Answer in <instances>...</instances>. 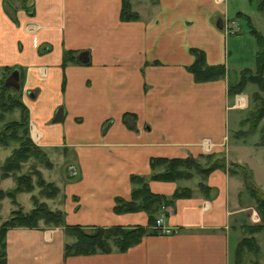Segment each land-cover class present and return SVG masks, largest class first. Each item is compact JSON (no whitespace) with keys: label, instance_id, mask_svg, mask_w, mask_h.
<instances>
[{"label":"crops","instance_id":"1","mask_svg":"<svg viewBox=\"0 0 264 264\" xmlns=\"http://www.w3.org/2000/svg\"><path fill=\"white\" fill-rule=\"evenodd\" d=\"M130 1L139 14L134 20L120 19L121 0H0V80L18 68L17 89L42 145L73 150L63 206L66 222L85 228L148 224L146 212L116 213L112 206L115 196L129 197L130 174L150 173L151 156H194L207 142L213 151L226 144L234 162L253 170L264 149L253 145V155L240 157L248 137L229 135L251 85L229 97V74L196 81L187 69L190 47L204 50L209 64L242 69L227 49V36L235 34L225 21L228 1L155 0L151 8L150 0ZM66 51L73 53L64 63ZM237 176L212 170L204 177L209 195L176 197L157 211L172 233L148 232L124 251L64 256V228H9L6 264H235L248 218ZM194 177L151 179L149 186L171 195L179 186L198 187Z\"/></svg>","mask_w":264,"mask_h":264},{"label":"trees","instance_id":"2","mask_svg":"<svg viewBox=\"0 0 264 264\" xmlns=\"http://www.w3.org/2000/svg\"><path fill=\"white\" fill-rule=\"evenodd\" d=\"M259 3L261 5L258 4V7L261 9L264 6V0H259ZM237 14L239 15L241 12H237ZM138 16V12L132 8L130 0H121L119 11L121 20H134ZM250 31L255 36L258 45L255 56L256 71L251 73L249 68H245L240 70L237 79L228 81L227 94L229 97L241 92L249 81L255 82L261 89L264 88V37L255 28H251ZM190 51L194 55V60L187 66V69L193 74L196 81L212 80L225 76L224 63H207L204 50L198 47H190ZM72 53L73 51H66L63 58L64 63L71 58ZM5 69L10 70V67H5ZM5 77L0 80V122H4L6 112H11L16 108L19 109L20 116L17 119L7 121L0 128V146L8 147L14 142L10 153L0 164V180L11 175L15 180L13 187L5 191L0 189V198L6 195L17 206L11 210L9 216L0 222V264H6L7 230L17 226L42 227L41 222L44 226H63L66 236L71 239L64 244V256L89 254L98 251L109 252L113 249L124 251L140 241L144 234L148 232L151 234L157 233L152 228V224L156 218L155 213L162 206L171 203L173 198L189 196V188L185 186L176 187L171 195L155 192L150 188L149 180L174 181L179 178H187L194 173L191 171L192 168L196 169V172L201 174L202 177H206L209 172L216 168L228 169L231 173H236V170L242 172L245 176L243 178L244 187L254 200L261 220L256 223L243 224L244 234L238 241L234 251L235 264H241L245 252H251L255 256L258 255L259 245L254 234L264 228V192L249 180L251 175L244 164L234 161H228V164H226V160L222 156L211 160V153L207 154L206 157L209 161L204 166L190 155L151 156L149 159L151 171L148 175L130 174L129 180L132 183L130 195L128 198L115 196L112 210L116 213L144 211L148 215L147 225L135 224L131 227L119 224L110 226L93 225V230L88 231L80 223H67L64 210L49 207L44 200L33 193L31 195L32 207L29 210H24L22 206L17 205L16 193L32 191L35 183L40 185L41 190H39V193L43 196H53L59 188L52 181H44L37 169L34 170L38 175L35 183L31 178V171L17 173L21 170L23 163L30 158L36 159L46 166H49V160L45 149L35 144L29 136V113L26 105L20 99V89L6 85L4 83ZM254 99L257 110L252 111L250 117L245 120V122H250L248 134L254 131L260 118L264 117V100L260 99L258 94L254 95ZM242 134L246 133L243 132ZM259 144L264 146V125L261 127ZM199 185L201 186L202 183ZM205 188L209 189L207 184ZM255 263L258 264V259Z\"/></svg>","mask_w":264,"mask_h":264},{"label":"rangeland","instance_id":"3","mask_svg":"<svg viewBox=\"0 0 264 264\" xmlns=\"http://www.w3.org/2000/svg\"><path fill=\"white\" fill-rule=\"evenodd\" d=\"M227 1L230 5V14L228 17L226 16L225 21L227 24H233L234 27L228 26V28L233 30V32L235 33V34H229L227 36L228 37L227 38V49L230 50L229 57H230L231 61L233 62V65H238L240 68H242L241 70H243L245 68H249V70H250L249 72L254 73L256 71L255 56H256L257 49H258V45L256 43L255 36L252 34L250 29L255 28L264 37V6L261 7V9L258 7V4L261 5L259 3V0H227ZM152 2H153V0H150V6L148 8L152 7V5H153ZM141 8L145 9L147 7H146V5L142 4ZM239 9L240 10L242 9V11H245V13H241L235 17V14H236L237 10H239ZM234 19H236V21ZM255 47H256V50H255ZM225 68H226L225 76L228 74L230 76V79L228 81H230V80L233 81V80L237 79V77L240 74V71L236 70V72H233L232 70H230V72H228L226 65H225ZM236 69H238V68H236ZM263 76H264V74H263ZM246 85H251V87H250L251 91L248 89L249 94L247 95V99H248L247 105L245 108L240 109L241 110L240 113L236 115V120L238 118H240L239 120H237L238 121L236 123L237 125L233 126L230 124V127H229L230 128L229 135H232V137L235 136V134L240 135L241 137H243L247 134L246 136L248 138L245 140V142L248 143L249 149L247 148L246 151L241 150V152H240L241 156L240 157H243V156L245 157V155H247V154L253 155V153L251 151V148H253V145L257 146L256 148H258V149H260V147L264 148V146H261L259 144L261 127H262V125H264V117L260 118V120H259L258 124L256 125V128L254 129V131H252V133H249V134L247 133V131H249L250 122L249 121L245 122V120H247L250 117L251 112L252 111L254 112L255 110H257L254 95L258 94L259 98L260 99L262 98V100H264V88L261 89L255 82H251V81L247 82ZM247 88L248 87H246L245 89H247ZM20 96H21V94H20ZM20 99L22 100L21 97H20ZM239 103L240 102L236 101V104H239ZM27 109H28V107H27ZM19 116H20V113H19L18 108L11 110V112H6L4 114V120H3L4 122L3 123L0 122V128L7 121H9L11 119H17V118H19ZM242 118H244V119H242ZM28 130H29V136L33 140V142L35 144H37L38 146H41L42 148L45 149L48 160H49V166L44 165L43 163H41L40 161H38L36 159L30 158L23 163L21 170H19L17 173L31 171V178H32L33 182L35 183L37 178H38V175L36 174V172L34 170L37 169L40 172V176L44 181H46V182L52 181L59 188V190L53 196H43L39 193V190H41L40 185L35 183L32 191H30V192L29 191L28 192L27 191H20V192L16 193L17 205L22 206L24 210H29L33 204L32 200H31V195L33 193L38 198L44 200L49 207L60 208V209L64 210V206H63L64 201L63 200L65 197V194H64V186H63L64 184L63 183H64V179L66 178V173H67L65 167H67L68 165H71V164H73V162H75L73 160L74 159L73 150H71L70 148L65 149L63 146H56V145L53 147H51V146H48V147L45 146L44 147L42 145L41 140H40L41 133L35 128L34 122H31L29 117H28ZM243 132H245L246 134H242ZM13 144H14V142H12L8 147L0 146V164L3 162L5 157L10 153ZM258 146H260V147H258ZM201 148H202L203 152L196 154L194 156L191 154H187V155L194 157L197 161L200 162V164L202 166L206 165L209 161V160H207V157H206L208 153H211V155H210L211 160H215L216 158H219V156L224 157V159L226 161L227 160L233 161L232 158H236V156L234 154L230 153V149H228L226 144L223 146V151H213L212 150L213 149L212 144L209 142L202 144ZM255 158L257 159V162H253L254 163V165L252 166L253 170H251L250 167L246 163H242V164H244L250 172L251 176L249 177V180L252 181L261 191L264 192V168L262 167V165L260 163V162H262V159L264 160V149H263L262 159L259 158V155H257V157L255 156ZM244 159L249 161V159H247V158H244ZM191 171H192V173L194 172L193 174H191V176H189L187 178L186 177L179 178V180H184L185 182H188V179H191L193 177V175H195L193 182L196 179L199 180L198 187H195L192 184H190V185L188 184L185 186V187L189 188V195H192L194 193H202L205 195H209L210 189L205 188L206 183L204 181V177H202L201 174H199V173L197 174V172H196L197 170L194 168H192ZM236 171H237L236 174L243 181V178L245 176L242 174V172L240 170H236ZM146 175H148V174H146ZM247 178H248V176H247ZM0 182H1L0 183V189H2V191L8 190L9 188H11L15 185V180H14V177L12 175L5 177V178H2L0 180ZM200 183H202L201 186L199 185ZM244 197L246 198V208H245L246 213L245 214L248 217L246 223L260 222V220H261L260 214L257 211V209L255 208L256 209V211H255L256 215H255V213H254L255 209L253 207V206H255L254 205L255 203H254V201H252L250 199V196H249L247 190L245 191ZM16 207L17 206L14 205V203L11 201L10 197L5 195L4 197L0 198V216H3L2 218L0 217L1 218L0 222L5 217L9 216L11 210L16 208ZM156 213H155V215H156ZM41 226L42 227H39V228L53 227V226H44L42 224V222H41ZM54 227H57V226H54ZM60 227L63 228V226H60ZM242 228H241V230H242ZM87 230L92 231L93 227H89V228H87ZM241 233L244 234L243 231ZM256 238L258 239V242L260 243L259 246H261L258 258H257V256H255L251 252H245L243 254L241 264H256L255 261L257 259L260 262L258 264H264V228H262L259 232L256 233Z\"/></svg>","mask_w":264,"mask_h":264},{"label":"water","instance_id":"4","mask_svg":"<svg viewBox=\"0 0 264 264\" xmlns=\"http://www.w3.org/2000/svg\"><path fill=\"white\" fill-rule=\"evenodd\" d=\"M220 22H219V26H220ZM83 55L82 52H80V54L78 55V57L80 58ZM4 83L6 85H10L14 88H19L20 84H19V70L18 68L14 67L12 68V70L10 71V73L8 74V76H6V78L4 79ZM61 115V110L58 109L55 117H59Z\"/></svg>","mask_w":264,"mask_h":264},{"label":"built area","instance_id":"5","mask_svg":"<svg viewBox=\"0 0 264 264\" xmlns=\"http://www.w3.org/2000/svg\"><path fill=\"white\" fill-rule=\"evenodd\" d=\"M152 228L159 234H170L175 230V227L165 223L162 216H156Z\"/></svg>","mask_w":264,"mask_h":264}]
</instances>
